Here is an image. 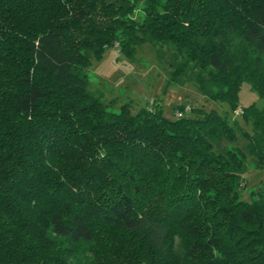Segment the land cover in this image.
Here are the masks:
<instances>
[{"label": "trees", "instance_id": "trees-1", "mask_svg": "<svg viewBox=\"0 0 264 264\" xmlns=\"http://www.w3.org/2000/svg\"><path fill=\"white\" fill-rule=\"evenodd\" d=\"M144 45L227 110L109 111L86 69ZM244 83L264 100V0H0V264H264Z\"/></svg>", "mask_w": 264, "mask_h": 264}, {"label": "rangeland", "instance_id": "rangeland-1", "mask_svg": "<svg viewBox=\"0 0 264 264\" xmlns=\"http://www.w3.org/2000/svg\"><path fill=\"white\" fill-rule=\"evenodd\" d=\"M142 14V7L136 11V16ZM89 90L102 98L109 111L119 112L124 104H130L133 113L143 107L152 109L160 105L164 115L176 119L178 111L175 106L187 105L207 112L216 111L223 114L226 104H221L203 97L192 85L184 87H168V65L160 60L157 52L150 45L140 46L132 59L119 52L118 47L109 48L101 61H94L86 69ZM241 108L256 104L264 108V100L253 91L248 83H244L239 94ZM235 111L234 116L242 114ZM250 163V162H249ZM246 174L249 187L258 186L264 180V171L253 169ZM248 198V193L244 194Z\"/></svg>", "mask_w": 264, "mask_h": 264}, {"label": "built area", "instance_id": "built-area-1", "mask_svg": "<svg viewBox=\"0 0 264 264\" xmlns=\"http://www.w3.org/2000/svg\"><path fill=\"white\" fill-rule=\"evenodd\" d=\"M178 116H179V117H182V113H178Z\"/></svg>", "mask_w": 264, "mask_h": 264}]
</instances>
